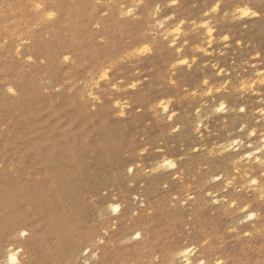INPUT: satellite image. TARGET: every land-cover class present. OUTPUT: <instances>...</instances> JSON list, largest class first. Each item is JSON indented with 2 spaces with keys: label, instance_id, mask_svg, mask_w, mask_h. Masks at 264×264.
<instances>
[{
  "label": "rangeland",
  "instance_id": "1",
  "mask_svg": "<svg viewBox=\"0 0 264 264\" xmlns=\"http://www.w3.org/2000/svg\"><path fill=\"white\" fill-rule=\"evenodd\" d=\"M215 2L0 0V264H264V0Z\"/></svg>",
  "mask_w": 264,
  "mask_h": 264
},
{
  "label": "snow or ice",
  "instance_id": "2",
  "mask_svg": "<svg viewBox=\"0 0 264 264\" xmlns=\"http://www.w3.org/2000/svg\"><path fill=\"white\" fill-rule=\"evenodd\" d=\"M177 3H178V0H171L170 6H175V5H177ZM35 7L36 8H44L45 6H44L43 3L38 2V3L35 4ZM221 7H222V5L220 3V0H216V2L211 6V12H218V11L221 10ZM242 9H247V12L242 14L241 13V10ZM157 10H159V7H157ZM45 11H47V9H45ZM237 13L239 14V16L237 18H240V19L247 18V17H258V16H261L262 15V13L260 11L253 10L248 5H245L244 7L237 6L236 7V11L233 12V16H237ZM207 15H208V13L205 12V16H207ZM54 17H55V12H53V11H47V18L48 19H52ZM181 23H183V21H181ZM202 27L207 29V35L210 38L207 41V44H208L209 47H211L212 46V39L211 38L213 37L214 29L212 27H210L207 23L203 24ZM180 31H181V29H180L179 26H177L174 29V32L175 33H180ZM178 38L179 37L177 36V39ZM165 39H167V37H165ZM222 39H223V41L226 42V41L229 40V36L228 35H224L222 37ZM186 42L187 41H185V43ZM150 51H151V49L145 44L144 47L138 49V52L130 53V55H137V54L142 55V54L149 53ZM177 51H180V49L177 48ZM199 51L203 53V52H206V49L200 48ZM206 54H209L210 55L211 53H206ZM67 59H68V57H65V60H67ZM178 65H180V66H186L188 68H191L192 67V63H190L189 59H185V58H179L177 60V63L173 65V68H176ZM111 72H112V69L111 68H105L104 70H102L99 73V80L94 83V87L100 88V87L103 86L101 82H110L111 83V87L113 89H117V83L110 81ZM223 73H224V69L223 68H219L217 70V73L216 74L217 75H222ZM171 83L173 85H175L176 81L173 80ZM260 83L261 84H264V80H261ZM203 85L204 86H208L209 85V80L208 79H204L203 80ZM129 87L135 89L137 87V84L135 82H132V83L129 84ZM225 87H227V84L226 83H222L220 87H217L215 89V91L216 92H219V91H221V88H225ZM243 87H247V85H244ZM253 87H255L254 84H253ZM240 90H243V89L241 88ZM7 91L9 93L14 94V89L12 87H8L7 88ZM190 94L191 95H196L195 92H192ZM205 94L208 95V96H212L213 95V92H212L211 89H208ZM89 95H91V93H89ZM92 98H93V100H99V97L98 96H93ZM168 103H170V101L166 103L165 101L161 100L160 101V105H159L161 108H163L164 112H166V113L169 112ZM116 108L117 109L120 108V101L119 100L116 101ZM196 111L199 112V108H197ZM215 111L217 113H222V112L226 111V105H225V103L222 102V101L219 102V106L215 108ZM239 111L241 113H243L245 111V108L244 107H240L239 108ZM119 115L120 116H124L125 113L123 111H119ZM175 116H176V113L175 112H172L171 115H169L167 117V119L168 120H172L173 117H175ZM178 130H179L178 127H175V126L172 129L173 132H176ZM250 135L255 136L256 135V132L253 131V132L250 133ZM249 147H251V146L249 145ZM193 151H197L198 152L199 149L198 148H194ZM259 151L264 152V149H260ZM161 168L177 169V164L175 162H173L172 160H170V159H165L164 162L162 164H160L159 167L153 169V171L158 172ZM133 171H134V168L133 167H128L127 168V172L128 173H132ZM215 179L217 181H219V180H221V176L220 175H216L215 176ZM230 183H231V181H229V184ZM250 183L252 185H256L258 183V181L256 179H252L250 181ZM165 187H167V185H165ZM208 195L211 196L212 194L209 192ZM189 198L191 199V197H189ZM261 199L264 200V196H262ZM212 203L219 204L220 201L219 200H213ZM232 206L235 207V203L234 202H233V205ZM120 210H121L120 204L118 202H115L114 201L113 204L111 205V211L113 213H118V212H120ZM241 211H243L245 213L247 220H253V219H255V212L254 211H250L249 208H241ZM140 235L141 234L139 232H137L135 234V238L136 239H139L140 238ZM245 235H247V233H245ZM17 236L18 237L27 238L29 236V232L27 230H19L18 233H17ZM191 251H192L191 248L187 249V252H191ZM22 252H23V248H20V247H17L15 250L9 249L8 250V253L9 254L7 255V259L5 261V264H23V262L19 259V256H20V254ZM187 252L181 253V255H187ZM198 264H204V261L203 260H200L198 262ZM217 264H223V261H217Z\"/></svg>",
  "mask_w": 264,
  "mask_h": 264
},
{
  "label": "clouds",
  "instance_id": "3",
  "mask_svg": "<svg viewBox=\"0 0 264 264\" xmlns=\"http://www.w3.org/2000/svg\"><path fill=\"white\" fill-rule=\"evenodd\" d=\"M129 11H131V10H129ZM247 12V9H242L241 10V13L243 14V13H246ZM162 26V25H161ZM173 43H175V41H173Z\"/></svg>",
  "mask_w": 264,
  "mask_h": 264
},
{
  "label": "bare ground",
  "instance_id": "4",
  "mask_svg": "<svg viewBox=\"0 0 264 264\" xmlns=\"http://www.w3.org/2000/svg\"><path fill=\"white\" fill-rule=\"evenodd\" d=\"M185 251V250H184ZM184 251H182L181 253H183ZM184 256V255H183ZM188 261V260H187Z\"/></svg>",
  "mask_w": 264,
  "mask_h": 264
}]
</instances>
